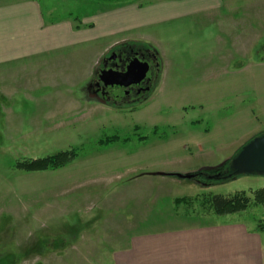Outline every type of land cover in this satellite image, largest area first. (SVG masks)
I'll return each instance as SVG.
<instances>
[{
	"label": "rangeland",
	"instance_id": "rangeland-1",
	"mask_svg": "<svg viewBox=\"0 0 264 264\" xmlns=\"http://www.w3.org/2000/svg\"><path fill=\"white\" fill-rule=\"evenodd\" d=\"M34 1L46 22L58 23L83 24L126 5L161 16L178 12L165 9L177 8L178 0ZM225 6L220 14L168 18L140 31L142 39L103 48V57L122 45L157 53L158 80L134 104L108 105L88 94L99 64L87 65L85 81L69 80L86 64H70L61 54L82 52L78 46L0 67V264H113L133 230L169 219L241 220L264 246V204L254 200L264 175H226L242 147L264 134V0ZM46 70V84L21 93L22 76ZM113 136L118 140L105 141ZM69 149L78 156L63 167H16ZM239 191L252 199L247 209L217 214L209 206L214 194ZM178 197L192 201L176 205Z\"/></svg>",
	"mask_w": 264,
	"mask_h": 264
},
{
	"label": "crops",
	"instance_id": "crops-1",
	"mask_svg": "<svg viewBox=\"0 0 264 264\" xmlns=\"http://www.w3.org/2000/svg\"><path fill=\"white\" fill-rule=\"evenodd\" d=\"M227 1L230 2L178 0L177 8H165L178 12H169L167 16H161V10L154 7L126 5V9L98 11L89 19L83 18V24L68 19L46 22L42 8L34 0L3 2L0 4V67L12 62H36L51 52L78 46L82 50L76 53L78 56L61 55L70 64L77 65L79 59L86 64L85 68L80 66L82 73L76 69L67 76L69 80H81L82 76L85 81L87 65H92L91 68L98 65L108 44L142 39L145 35H140V31L168 18L208 11L220 14L223 9H230L225 6ZM103 39L110 42L102 46L98 42ZM48 75L47 70L41 75L37 71L27 72L17 83L21 93L29 90L35 93L47 83L44 79ZM260 238L256 229L241 220L169 219L162 225L133 230L127 242L114 251L113 264H264Z\"/></svg>",
	"mask_w": 264,
	"mask_h": 264
},
{
	"label": "flooded vegetation",
	"instance_id": "flooded-vegetation-1",
	"mask_svg": "<svg viewBox=\"0 0 264 264\" xmlns=\"http://www.w3.org/2000/svg\"><path fill=\"white\" fill-rule=\"evenodd\" d=\"M138 58L146 69V75L138 82L130 84L119 98L115 97L113 89L108 88L104 77L107 71L116 73L126 72L133 59ZM160 72L159 57L151 48L135 49L129 45H122L111 50L99 62V66L92 81L87 87L88 94L110 105L134 104L144 100L153 90L154 83L158 80ZM113 74V73H112Z\"/></svg>",
	"mask_w": 264,
	"mask_h": 264
},
{
	"label": "water",
	"instance_id": "water-1",
	"mask_svg": "<svg viewBox=\"0 0 264 264\" xmlns=\"http://www.w3.org/2000/svg\"><path fill=\"white\" fill-rule=\"evenodd\" d=\"M104 77L108 88L113 89L116 98H119L125 89L132 83L138 82L145 77L146 69L138 58L132 60L126 72L116 73L107 71ZM113 73V74H112ZM106 101H103V103ZM226 163L216 167L215 170L221 169ZM229 168L231 175L241 174H260L264 175V134L255 137L249 141L242 149L230 160ZM160 175L176 176L181 179H196L198 173H177V172H160Z\"/></svg>",
	"mask_w": 264,
	"mask_h": 264
},
{
	"label": "trees",
	"instance_id": "trees-1",
	"mask_svg": "<svg viewBox=\"0 0 264 264\" xmlns=\"http://www.w3.org/2000/svg\"><path fill=\"white\" fill-rule=\"evenodd\" d=\"M118 138L113 136L105 141L112 142L116 141ZM101 142H103L101 140ZM78 153L75 149H69L65 151H60L55 155L46 156L43 158L29 159L21 162H17L16 167L24 169L26 171H40L48 169H56L65 166L69 162L77 158ZM227 177H234L231 175V169L228 167ZM209 206L217 214H229L235 213L248 208L252 199L246 194L245 191H239L234 194H214L209 199ZM254 200L257 203L264 204V188L255 191ZM192 201L189 197H178L175 199V204L179 205L181 203L188 204ZM189 202V203H188Z\"/></svg>",
	"mask_w": 264,
	"mask_h": 264
}]
</instances>
